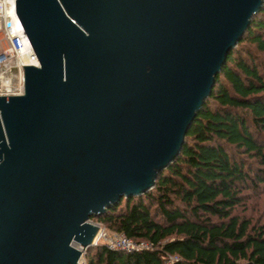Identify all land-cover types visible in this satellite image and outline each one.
Masks as SVG:
<instances>
[{
    "label": "water",
    "instance_id": "1",
    "mask_svg": "<svg viewBox=\"0 0 264 264\" xmlns=\"http://www.w3.org/2000/svg\"><path fill=\"white\" fill-rule=\"evenodd\" d=\"M264 0H15L38 59L0 96V264H81L151 190Z\"/></svg>",
    "mask_w": 264,
    "mask_h": 264
},
{
    "label": "trees",
    "instance_id": "2",
    "mask_svg": "<svg viewBox=\"0 0 264 264\" xmlns=\"http://www.w3.org/2000/svg\"><path fill=\"white\" fill-rule=\"evenodd\" d=\"M262 206L264 2L153 188L91 218L149 247L99 243L84 264H264Z\"/></svg>",
    "mask_w": 264,
    "mask_h": 264
},
{
    "label": "built area",
    "instance_id": "3",
    "mask_svg": "<svg viewBox=\"0 0 264 264\" xmlns=\"http://www.w3.org/2000/svg\"><path fill=\"white\" fill-rule=\"evenodd\" d=\"M27 65L39 63L17 16L15 0H0V96L23 93V66ZM94 242L124 251L149 247L146 242L133 241L123 233L110 237L100 226Z\"/></svg>",
    "mask_w": 264,
    "mask_h": 264
},
{
    "label": "rangeland",
    "instance_id": "4",
    "mask_svg": "<svg viewBox=\"0 0 264 264\" xmlns=\"http://www.w3.org/2000/svg\"><path fill=\"white\" fill-rule=\"evenodd\" d=\"M259 206L261 207V204H259ZM263 208H264V206H262ZM260 209V208H259ZM257 212H259V210H256ZM263 213V212H262ZM263 217H264V214H263ZM92 222L93 223H95V224H97L98 226H100L101 228H103L104 230H105V232L110 236V237H113L115 234H116V232H110V231H107L106 229H105V227L101 224V223H99V222H96V221H93L92 220ZM85 254L82 256V258L80 259V263L81 264H84V261H85Z\"/></svg>",
    "mask_w": 264,
    "mask_h": 264
}]
</instances>
